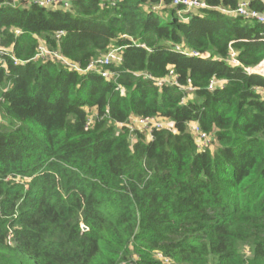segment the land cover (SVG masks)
I'll use <instances>...</instances> for the list:
<instances>
[{
    "label": "trees",
    "instance_id": "16d2710c",
    "mask_svg": "<svg viewBox=\"0 0 264 264\" xmlns=\"http://www.w3.org/2000/svg\"><path fill=\"white\" fill-rule=\"evenodd\" d=\"M20 1L0 0V264H264V77L245 71L264 24L214 9L238 0ZM111 51V78L87 69Z\"/></svg>",
    "mask_w": 264,
    "mask_h": 264
},
{
    "label": "built area",
    "instance_id": "2783aa9c",
    "mask_svg": "<svg viewBox=\"0 0 264 264\" xmlns=\"http://www.w3.org/2000/svg\"><path fill=\"white\" fill-rule=\"evenodd\" d=\"M27 3L32 2L40 7H56L57 5L60 8L67 9L69 7V0H23ZM252 3H258L262 6V11L256 10L252 8ZM172 7H179L181 9V13H188L191 11L197 10H206L211 9L204 1L202 0H172ZM220 11L223 14L227 15H237L244 18H251L256 20L260 24H264V0H238L237 6L234 10H225L220 7L214 8ZM18 33V32H17ZM61 35L58 34V36ZM195 57H201L204 59H208V54H199V53H192ZM50 56V53L45 49V47L40 46L37 54V58H45ZM57 57V55H55ZM117 60V52L111 51L102 58L90 63L87 67L88 70H96L99 71L101 76L105 79L111 78V74L104 70L111 62ZM230 66L232 67H239L240 63L236 58V54L233 50H230L229 58L227 60ZM246 73L248 74H255L261 77H264V60L255 68H246ZM172 82V84L177 85L176 79L172 72H170L169 76L159 85L163 83ZM218 82L212 81L209 85V89L212 90ZM221 83V82H220ZM222 84V83H221ZM188 92H192V90H186ZM166 122H164L161 118L158 117H147V118H130L128 127L132 130L144 131L147 133H151L153 130H161L166 128ZM141 129V130H140ZM190 131L196 137L197 147L198 150H204L206 148L211 147V138L203 133L199 127L195 124L190 125Z\"/></svg>",
    "mask_w": 264,
    "mask_h": 264
},
{
    "label": "crops",
    "instance_id": "0c3cea01",
    "mask_svg": "<svg viewBox=\"0 0 264 264\" xmlns=\"http://www.w3.org/2000/svg\"><path fill=\"white\" fill-rule=\"evenodd\" d=\"M18 1V0H17ZM16 0H12V4L14 5V6H20V4L19 3H21V1L20 2H17Z\"/></svg>",
    "mask_w": 264,
    "mask_h": 264
},
{
    "label": "rangeland",
    "instance_id": "374dc122",
    "mask_svg": "<svg viewBox=\"0 0 264 264\" xmlns=\"http://www.w3.org/2000/svg\"><path fill=\"white\" fill-rule=\"evenodd\" d=\"M190 97H192V94H190ZM0 120H1V117H0ZM166 126H168V124L166 125ZM141 130V129H140ZM141 132H143V131H141ZM211 149H212V147H211ZM246 253V252H245ZM247 254V253H246Z\"/></svg>",
    "mask_w": 264,
    "mask_h": 264
},
{
    "label": "water",
    "instance_id": "95a60500",
    "mask_svg": "<svg viewBox=\"0 0 264 264\" xmlns=\"http://www.w3.org/2000/svg\"><path fill=\"white\" fill-rule=\"evenodd\" d=\"M83 230L85 231V230H86V228H83Z\"/></svg>",
    "mask_w": 264,
    "mask_h": 264
}]
</instances>
